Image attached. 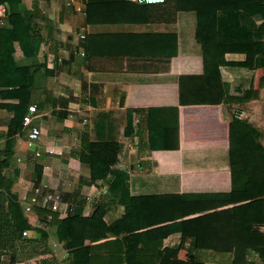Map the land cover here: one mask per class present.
<instances>
[{"label": "crops", "instance_id": "0c3cea01", "mask_svg": "<svg viewBox=\"0 0 264 264\" xmlns=\"http://www.w3.org/2000/svg\"><path fill=\"white\" fill-rule=\"evenodd\" d=\"M22 1L28 8L35 2L44 5L48 18L54 21L57 67L54 54L48 50L50 37L41 42L38 54L48 72L68 92L61 93L56 112L48 108L40 111L25 95L27 80L32 77L29 68L7 69L0 74L6 81V85H0V98L14 97L21 103L12 113L0 108V116L5 118L0 130L13 139L12 162L19 169L14 191L19 198L34 194L32 189L36 187L41 194L59 192L57 211L69 223L72 236L70 244L64 245L56 238L53 225L45 217L43 221L33 208L25 213L32 230L29 228V235L23 239L30 242L18 244L17 259L70 264L72 252L82 246L88 248L94 237H98L97 242L112 237L105 234L108 215L99 204L107 190L105 175L119 158L120 142L134 133L127 123V109L154 107L158 114L170 112L171 120L176 112L177 125L167 126L158 136L162 148H149L145 122L142 135L135 136L140 142L136 139L137 145L131 148L128 166L131 208L136 219L146 221L145 227L166 223L156 222L157 216L177 218L167 221L176 227L161 240L151 239L157 236L155 231L149 240L155 243L151 254L162 252L159 264H188L196 256L207 259L204 264H216L211 259L217 258H222L221 264H264V128L246 112L247 102L234 104V109L236 116L256 127L257 137L238 127L225 112L222 80L233 88L234 72L225 67L221 75L203 72L200 45L187 43L188 36L195 32L193 13L181 12L178 22L84 25L85 13L74 6L75 2L84 8V0H71L73 5H67L66 0ZM10 19L19 21L21 15L11 14ZM261 30L264 40V23ZM81 32L103 33L104 52L102 56L91 54L96 56L86 63L82 60L78 74L71 75L68 49ZM165 32H177L178 57L152 61L133 57V51H146L144 41L148 45L158 38L164 40ZM128 33L135 34L134 39L124 36ZM132 41L136 45L129 48ZM15 47L14 56L19 58L22 53L17 43ZM128 49L133 51L126 54ZM151 65L157 67L145 68ZM262 73L263 69L257 68L250 76L245 75L248 98L258 86L264 91V84L259 85ZM28 103L36 105L32 120L41 129L37 156L25 146L26 127L21 123V113ZM84 125H88L91 150L83 159L78 146ZM88 179L90 183L85 182ZM41 194L37 196L39 203ZM81 199V216L72 217L68 209ZM142 229L146 228L131 234L139 245V241L148 240L139 235ZM9 257L5 254L2 264H10Z\"/></svg>", "mask_w": 264, "mask_h": 264}, {"label": "trees", "instance_id": "16d2710c", "mask_svg": "<svg viewBox=\"0 0 264 264\" xmlns=\"http://www.w3.org/2000/svg\"><path fill=\"white\" fill-rule=\"evenodd\" d=\"M84 2V25L110 22H178L181 12L191 11L196 19L194 35L202 49L203 72L221 75V69L224 67L234 72L236 82L233 88H230L231 85L226 80H222L224 110L230 114V120L238 127L254 137L258 136V131L252 123L246 118L236 116L234 104L245 103L248 100L245 75L250 76L257 68H262L259 85L264 84V40L261 30V25L264 23V0H163L158 3L84 0ZM5 6L6 19L5 22L0 23V74L7 69L28 67L32 77L28 78L26 83L27 99L35 101L40 111L48 108L56 112V104L62 101L61 93L68 90L60 86L56 77L48 72L38 54L41 42L46 37H50L48 50L54 54V66L57 67L58 42L53 38L55 23L48 18L44 5L40 3L35 2L28 8L22 0H7ZM9 14L21 15V19L13 21ZM153 34L161 35V33ZM134 35L124 34L129 39H134ZM163 35L164 40L158 38L159 40L154 43L151 41L148 45L145 41L142 43L148 52L141 50L136 52L132 50V52L128 49L126 54L132 52L134 58H152L151 61L154 58L169 60L172 56L178 57L177 32H165ZM103 36V33H86L84 37H78L73 46L68 49V72L71 75L78 74L77 70L82 60L86 63L92 56H96L91 54L103 55ZM142 37L145 36L142 35ZM16 43L22 53L19 58L14 56ZM128 44L129 48L136 45L135 41ZM81 50L84 51L83 54L80 53ZM186 58L181 56L180 59ZM152 67L157 66L151 65L145 68ZM0 85H6L5 79L0 78ZM63 98L66 99V97ZM69 98L70 96L66 101L70 100ZM20 103L21 100L14 97L0 98V108L7 112L12 113L17 110ZM57 113H60V110ZM170 116V112L158 114L154 107L127 109V123L133 128L134 136L131 135L120 142L119 158L105 175L107 190L99 199L104 213L108 215L105 234L112 237L99 242L96 241L98 237H94L92 239L94 242L88 248L82 246L72 252L70 264H159L162 252L158 250L156 254H151L155 243L150 244L149 240L155 231L158 232L157 236L151 239L161 240L175 230V224L167 221L174 220L177 216L171 215L170 218L164 215L157 216L156 222L166 223L156 227H145L146 221L142 218L136 219L131 208L128 166L131 148L137 145L138 139L135 136L142 135L143 122L146 124L149 148H162L163 143L159 144L161 140L158 136L163 135V130L167 126L177 125L174 119L176 112L174 116L172 115V120ZM33 124L35 121L32 120L30 125ZM0 139V264L5 254L10 256V264H47L45 260L22 262L17 259L18 244L30 242L28 238L23 239L22 230L31 228V224L23 212L19 195L13 189L19 169L12 162V136L0 130ZM79 140L78 149L84 159L91 150L88 125H84L79 134ZM85 182L90 183L91 180L88 179ZM77 192H74L75 196ZM83 206L82 199L78 200L68 209L69 215L80 218ZM34 208L39 211L43 221L45 217L48 223L53 225L56 238L64 245H69L71 229L69 223L59 217V212L39 203ZM119 212L121 213L118 214ZM138 228H146L142 229L139 235H144L148 239L139 241L140 245L134 242L131 236L132 232ZM197 257L188 264H204L207 260ZM217 259L211 260L221 264L222 258Z\"/></svg>", "mask_w": 264, "mask_h": 264}, {"label": "built area", "instance_id": "2783aa9c", "mask_svg": "<svg viewBox=\"0 0 264 264\" xmlns=\"http://www.w3.org/2000/svg\"><path fill=\"white\" fill-rule=\"evenodd\" d=\"M138 3H158L163 0H130ZM67 5H73L71 0H66ZM75 9L84 13V8L79 4L74 2ZM6 6L5 1L0 2V23L5 22L6 19ZM86 33L81 32L78 37H84ZM81 54L84 53L83 50L80 51ZM36 105L34 103H28L25 111L21 115V123L24 127H26V138L25 145L26 148L33 153L34 155H39L40 150L37 147V143L40 137L41 129L39 126L33 124L30 125L35 113H36ZM47 151L52 152V149L46 148ZM34 194H24L21 196L20 201L23 202L22 209L24 213H29L33 211V208L36 204L39 203L40 199L37 200L38 194H41V190L39 188H35L33 190ZM87 200H90V196L86 197ZM25 202V203H24ZM61 203V195L56 191H48L46 193L41 194V202L39 204L44 205L52 210H58L59 205ZM29 235V229L22 230V236L26 237Z\"/></svg>", "mask_w": 264, "mask_h": 264}, {"label": "rangeland", "instance_id": "374dc122", "mask_svg": "<svg viewBox=\"0 0 264 264\" xmlns=\"http://www.w3.org/2000/svg\"><path fill=\"white\" fill-rule=\"evenodd\" d=\"M190 42L193 43L194 47H195V45H197L199 48V42L196 40L194 34L188 36L187 43H190ZM259 88L260 87L258 86V88H254L249 93L250 98H248V100L246 101L247 103L245 106V110H247L246 112H248V114H250L254 120L255 119L258 120L261 123V126L264 128V91L260 90ZM2 119H5V118H2L0 116V120H2ZM0 125H1V122H0ZM33 190L34 189H32V191ZM179 260H181V259H179Z\"/></svg>", "mask_w": 264, "mask_h": 264}]
</instances>
